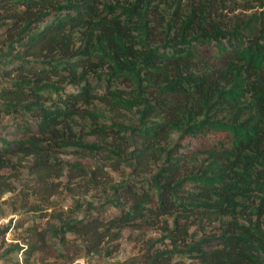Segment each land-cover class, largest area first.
<instances>
[{"label": "trees", "instance_id": "16d2710c", "mask_svg": "<svg viewBox=\"0 0 264 264\" xmlns=\"http://www.w3.org/2000/svg\"><path fill=\"white\" fill-rule=\"evenodd\" d=\"M238 1L0 0V122L7 119L0 202L15 189L5 176L19 171V158H34L30 173L43 202L63 190L76 196V179L85 193L110 194L82 218L54 212L56 224L7 254H23L28 264L50 238L66 257L98 255L91 264H111L105 257L125 231L156 230L160 237L141 240L125 264H264V0H246L242 11H253L246 15L225 4ZM209 56L219 64L199 70L193 61ZM105 67L129 90L104 99L135 118L91 124L105 146L74 144L68 123L97 118L91 76ZM63 83L79 91L50 102ZM74 145L107 152L112 170L127 176L113 184L77 161L64 185L49 184L51 157ZM41 205L31 210L45 217Z\"/></svg>", "mask_w": 264, "mask_h": 264}, {"label": "rangeland", "instance_id": "374dc122", "mask_svg": "<svg viewBox=\"0 0 264 264\" xmlns=\"http://www.w3.org/2000/svg\"><path fill=\"white\" fill-rule=\"evenodd\" d=\"M246 0H239L237 5L226 2V6L229 9H235V14H251L253 11L244 12L242 7L247 3ZM241 8V9H240ZM232 11V10H231ZM233 16L232 14L230 17ZM44 27V26H43ZM211 49L202 48L199 49L201 53H210ZM217 50V48H216ZM199 70H211L216 67L220 61H218L215 56L200 57L193 61ZM66 76L63 74V77ZM112 81V83H111ZM91 82L93 86L92 94L95 98L92 100L89 109L97 112V118H75L72 119L68 126L73 129L72 135L70 131L67 132L70 138L73 140L74 144L79 141L78 139L89 142L97 143L99 146H105L106 142L99 140L94 135L89 133L91 131V124H107L111 125L113 122H124L127 118L134 119V113H127L126 111L119 110L104 99L110 92H115L116 90L128 89L125 82L114 81L111 77L109 68L105 67L91 76ZM79 91V86L71 85L69 83H63V91L59 94L52 93L50 102H58L63 98V101L67 99V96L74 94ZM88 108V107H86ZM7 123V119L4 122H0V127H3ZM8 124H11L10 122ZM75 135L78 138H75ZM11 139L15 138L10 136ZM107 152H101L99 155H89L88 153H83L80 147L77 145L71 147H63L62 151L55 154V157H51L54 164V174L49 177V184H54L56 182H62L65 184L68 174V168L70 164H75L77 161L86 163L89 170L96 169L100 178L105 179L111 183H117L127 176V170L120 168L119 170H112V163L109 159ZM34 158H19L15 162L19 164L20 168L18 170H8L6 172L5 178L7 180L12 179L14 182L13 192L4 195L2 201L0 202V229L10 226V231L0 237V264H27L26 257L23 254H12L8 253L9 247L13 244L20 243L25 247V242L33 240L34 232L37 231H48L53 224L57 223L54 218V212H65L73 218H82L88 209L89 204H93L96 207L100 206L106 199L110 198V194H101L100 191H91L90 193H85V187L83 185V180L76 179L77 185L75 186L74 196L72 193H68L63 190L57 196L49 199V201H41V198L35 194L37 183H35V176L30 173L31 163ZM59 160V161H57ZM102 169L104 171H102ZM63 174V177L57 179L56 175ZM108 177H104L106 175ZM47 180V181H48ZM54 182V183H53ZM61 190V189H59ZM60 192V191H59ZM28 193L27 206L23 207L22 196ZM5 201V202H4ZM41 203V210L48 212L45 217H42V212L35 213L31 209L34 204ZM117 211H111L112 214ZM54 214V215H53ZM141 232L125 231L123 238L119 241V249L110 258L105 257L106 261L111 264H125L129 259L134 258L139 255L140 246H142L141 240H147L149 238H159L160 233L158 231L150 230L145 235ZM143 235V237H142ZM67 240L69 246H75L77 244V239L71 235H67ZM137 238H142L140 241ZM4 241V243H2ZM47 246L43 249V252L35 254L29 260L28 264H91V259H98V255L86 256L84 254L71 255V257H66L63 255V245L57 241H51L50 238L47 239ZM90 262V263H89Z\"/></svg>", "mask_w": 264, "mask_h": 264}]
</instances>
